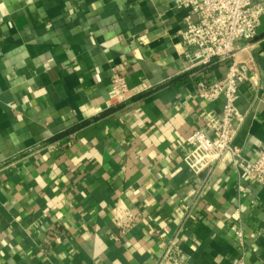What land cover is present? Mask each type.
<instances>
[{"label":"crops","instance_id":"crops-1","mask_svg":"<svg viewBox=\"0 0 264 264\" xmlns=\"http://www.w3.org/2000/svg\"><path fill=\"white\" fill-rule=\"evenodd\" d=\"M178 0H0V264H264V185L225 157L184 162L221 114L196 94L226 64L187 69ZM234 144H264V15L249 50ZM152 87L110 102L112 69ZM241 233V235L238 234Z\"/></svg>","mask_w":264,"mask_h":264},{"label":"built area","instance_id":"built-area-1","mask_svg":"<svg viewBox=\"0 0 264 264\" xmlns=\"http://www.w3.org/2000/svg\"><path fill=\"white\" fill-rule=\"evenodd\" d=\"M176 7L191 10L195 19L187 16L182 37L186 47L183 55L187 69L212 65L215 61L226 64L225 75L217 80L200 79L196 94L207 102L223 98L219 116L209 112L204 116L206 127L212 132L196 128L186 139L184 162L198 174L212 173L225 157L237 172L254 183L264 185V144L257 147V157L252 160L234 144L238 123L243 116L237 108L242 84L252 73V61L246 54L237 55L238 43L249 50L264 15V0H178ZM152 87L143 83L129 86L126 78L113 68L109 99L121 104ZM241 235L240 232H238ZM186 256L174 238L166 242L158 264H183ZM234 264H246L239 258Z\"/></svg>","mask_w":264,"mask_h":264}]
</instances>
